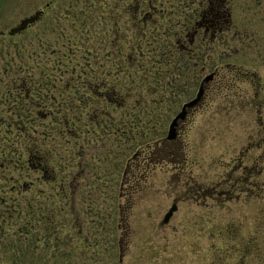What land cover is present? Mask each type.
Here are the masks:
<instances>
[{
	"label": "rangeland",
	"instance_id": "374dc122",
	"mask_svg": "<svg viewBox=\"0 0 264 264\" xmlns=\"http://www.w3.org/2000/svg\"><path fill=\"white\" fill-rule=\"evenodd\" d=\"M112 1L0 0V122L4 126L11 116L17 118L12 96L21 82L30 79L34 85L33 103L41 96L36 90H46L48 100L33 108L24 101L22 115L28 116L31 138L36 141L38 136V146L48 150L53 165L32 169L21 162L0 161V198L7 201L0 206V264H15L17 257L23 260L20 264H264V0L231 7L233 25L242 26V38L234 34L238 27L202 45L196 37L193 46L202 58L191 54L195 60L184 67L181 92L161 95L162 102L145 96V111L157 116H142L138 134L120 138L81 121L74 138L66 133L61 137L55 132L58 119L43 116L75 113L87 119L96 113L92 109L104 106L90 93L68 102L66 92L58 94V84L61 80L91 85L96 82L93 71L111 65L113 47L107 42L113 40V31L108 23L99 26L96 21L110 14L105 4ZM165 2L170 5L158 28L147 32L161 31L168 19L177 29L185 15L198 10ZM41 9L44 14L29 27L10 32ZM84 17L94 23L91 32L83 31ZM124 18L118 23L121 37L116 38L123 54L132 34L125 32ZM61 40H67L76 59L58 67L52 52L62 48ZM121 65L112 66L105 79H122L125 63ZM211 71L215 77L206 84L200 103L176 138L167 140L171 119ZM4 92L11 98L2 102ZM118 115L112 113L114 122ZM4 131L0 134L6 141L0 147L7 145L18 153L25 142L17 129ZM27 200L36 206L47 204L57 214L60 250L52 240L47 249L41 248L38 233L52 238L51 231L34 230L25 237L20 207ZM173 203L177 210L163 223Z\"/></svg>",
	"mask_w": 264,
	"mask_h": 264
},
{
	"label": "trees",
	"instance_id": "16d2710c",
	"mask_svg": "<svg viewBox=\"0 0 264 264\" xmlns=\"http://www.w3.org/2000/svg\"><path fill=\"white\" fill-rule=\"evenodd\" d=\"M168 20L165 21V27L162 25L165 28V36L163 37L158 36L156 32H151L145 36L143 35V32H141L142 30L139 28L135 29V25L133 24L132 35L130 41H128L131 42V49L128 48L124 54L119 46L114 48L117 39L113 35V40H108L107 42L109 48L113 47V56L112 58H109L111 65L109 68H100L101 66H98V68L93 71L91 77L96 81L95 83H92L91 85H82L79 82H62L60 80L58 84L60 89L58 90V94L62 97L64 96V92H66L65 99H67L68 102L76 101L79 98L83 99L81 94L86 95L87 93H90L91 98L94 97L103 102L102 104H104V106L101 107L100 111L92 109L93 113H97L96 117V113L94 115L92 114V116L87 119H82L81 117L76 116L75 113L65 118L51 117L52 113L49 112L47 116H43L41 119H58L55 132L61 137L66 133L69 138H74L77 129L81 127V121H85L83 125L85 123L91 124L92 128L98 132H104L106 129L110 130L109 132L113 131L118 134L120 138L123 135H134L135 132L138 134L137 128L139 123H137V121L141 119L142 116L145 118H153L157 116L154 112L145 111L143 105V99L146 98L145 96L149 95L151 98L155 99V101L162 102L164 98H160L161 95L166 94L174 96L176 93L181 92L182 90L179 89V86H181L184 81V67L189 61L193 62L195 60L191 54H184L179 51L177 47V39L174 37L177 31V29H175L176 24L175 22ZM81 21L83 24V31L91 32L94 26L93 21L88 17H84ZM90 23L91 26L89 25ZM65 41L60 45L62 48L52 52V54L55 55L54 61H56L58 67L66 66L70 61L76 59L71 57V55H75V53L69 48V44L64 43ZM199 44L202 45L201 40H199ZM23 55L25 57V54ZM196 55L198 58H202L199 56L200 53H196ZM123 63H125V67L122 70L125 71L121 72L123 74L122 79L118 78L119 75L115 77L113 82L109 79L107 80V78L105 79L106 75L111 76L112 69L110 68H112V66L117 65L122 67L121 64ZM41 77L44 80L50 78L49 75H41ZM53 77L56 78L54 75ZM68 79L71 80L70 77ZM163 80L164 82H162ZM34 90V85L31 83V80L28 79L26 82H21L17 87V93H13L12 100L14 105H16L13 108V113L17 115V118L14 119V117L11 116L10 118L13 120L9 119L4 126H2V123L0 122V131H4V128L17 129L19 138L23 143L25 142V144H23V147L18 153L17 150H11L7 145L0 147V161L3 160L6 163H11V160H13L21 162L26 168L32 165V169H40L48 164L53 167L50 163L52 156L49 153L46 154V151L48 152V150H43V148L38 146V136H36V141H33L35 139L31 138V132L34 131L32 130V124L30 123L29 118L27 119V115V117L22 115L25 114L24 107H22L24 101L29 103L27 105L28 107L33 108L44 99L45 102L48 100L46 97L48 94L46 90H44V94L41 93V90H36V93H39L41 96L36 97V100L38 99V101L35 103L31 102ZM113 95L115 96L114 101L112 99ZM9 98H11V95L6 92L5 95L2 96V102ZM120 99L121 101H119ZM89 103L90 102L86 104ZM67 107L72 109L71 106ZM130 107H132L131 113H129ZM36 111L39 110L36 109ZM114 111H118L119 113L115 122L112 118V113ZM127 115L129 116L128 122H126ZM133 137L135 138V136ZM5 138V134L4 136H1L0 134V143L5 142ZM34 143L36 146L34 150L32 148L31 152V147ZM23 151H25V153H23ZM14 152L16 156L12 155ZM23 154L26 155V158L22 160ZM6 202L5 196H1L0 206L6 205ZM13 207L15 209V206ZM20 208L23 218L21 229L25 232V237L34 230L41 231V229H43V231H51L52 233H55L54 237H52L53 239L49 236H39L38 233V240L42 241L41 248L47 249L52 240L53 243H56V249L60 250L62 248L60 243V229L62 227L60 226L55 211L49 209L47 204L36 206L35 204L28 202V200L23 204V207L21 206ZM22 231L21 234L23 235ZM22 240L25 241V238H22ZM22 261V259L20 260L19 257H17L15 258L14 263L20 264Z\"/></svg>",
	"mask_w": 264,
	"mask_h": 264
},
{
	"label": "flooded vegetation",
	"instance_id": "af4514ba",
	"mask_svg": "<svg viewBox=\"0 0 264 264\" xmlns=\"http://www.w3.org/2000/svg\"><path fill=\"white\" fill-rule=\"evenodd\" d=\"M172 1L173 3H176L171 6L185 7L186 5H194L198 8L197 13L185 15L182 24H178L179 27L177 28L176 35L174 37H176L177 39V47L180 52L188 54L200 53V51L198 52L197 48L195 49L193 46L196 37L200 36L199 40H201L203 44H206V40L214 42L219 38L226 37V35H228V32L231 31L232 28L234 29V27L239 28V30L234 32V34L236 33L235 36L238 39L242 38V26H240L239 24L233 25V13L231 7L234 4H243L242 6H244L246 5L245 3L247 0H182L183 2H181V0ZM260 1L261 0H257V3H259ZM50 5L51 1H48L45 7L48 8ZM167 5L170 4H167L165 0H113L111 3L107 4L106 2L105 4L106 9L107 7L108 9L110 8V14L99 16V19L96 22H98L99 26L102 23H108L110 31H113V35L116 38H120L121 32L118 23H120L119 21L122 20L123 16H125L123 22V28L125 32H132L134 24V28L141 29L143 35L146 36L151 33L149 31L147 32L146 29L148 30L154 27L158 28L159 19L160 17L164 16V8ZM114 11H116L118 14L111 15ZM44 12L45 9L38 10L34 14L21 20V22L28 21V19L35 17V20L32 22H28L27 25H25L24 29L38 20L44 14ZM195 14L198 17L193 19ZM160 27L162 28V30H157L156 34L163 37L165 36V28L163 26ZM116 47H118L117 44H115L114 48ZM128 47L129 49H131V42H129ZM193 109L194 108L188 109L186 118ZM186 118L179 121L177 131L180 128L181 124L186 120ZM135 155L136 154H134V156Z\"/></svg>",
	"mask_w": 264,
	"mask_h": 264
},
{
	"label": "water",
	"instance_id": "95a60500",
	"mask_svg": "<svg viewBox=\"0 0 264 264\" xmlns=\"http://www.w3.org/2000/svg\"><path fill=\"white\" fill-rule=\"evenodd\" d=\"M34 20H35V17L28 19V21H22L18 27L12 28L10 30V32L12 33L16 30H21L25 27V25H27L28 22H32ZM214 75H215V72L212 71V72L207 73L201 79L195 96L193 98L189 99L188 101L184 102L181 106L180 111L171 119L169 126H168L167 134L165 136V138L167 140H171V139L176 138L177 126H178L179 121L184 120L186 118L188 109L194 108L196 105H198L200 103V101H201V99L205 93V86L207 83H209L213 79ZM176 210H177V204L173 203L170 206V208L168 209V211L164 214L162 222L167 223L170 220L172 214Z\"/></svg>",
	"mask_w": 264,
	"mask_h": 264
}]
</instances>
